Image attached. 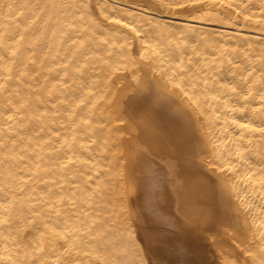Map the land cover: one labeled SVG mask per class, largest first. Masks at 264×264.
<instances>
[{"label": "bare ground", "instance_id": "bare-ground-1", "mask_svg": "<svg viewBox=\"0 0 264 264\" xmlns=\"http://www.w3.org/2000/svg\"><path fill=\"white\" fill-rule=\"evenodd\" d=\"M261 128L264 0H0V264H264Z\"/></svg>", "mask_w": 264, "mask_h": 264}, {"label": "snow or ice", "instance_id": "snow-or-ice-1", "mask_svg": "<svg viewBox=\"0 0 264 264\" xmlns=\"http://www.w3.org/2000/svg\"><path fill=\"white\" fill-rule=\"evenodd\" d=\"M169 7H171V5H168ZM177 7H179V8H184V7H186V5H184V4H177ZM116 23H120V21H115ZM126 27H127V25H125ZM232 91H236V89L235 88H233L232 89ZM244 127H247V125H244ZM259 131H261L262 133H264V128H261V129H259ZM76 247V245H75V242H73V243H71V244H69L68 245V251H72L74 248ZM85 255H90V253H85ZM103 264H108V261H103Z\"/></svg>", "mask_w": 264, "mask_h": 264}, {"label": "rangeland", "instance_id": "rangeland-1", "mask_svg": "<svg viewBox=\"0 0 264 264\" xmlns=\"http://www.w3.org/2000/svg\"><path fill=\"white\" fill-rule=\"evenodd\" d=\"M154 223H156V225H158V223H157V222H154ZM154 223H153V225H155ZM156 225H155V226H156ZM157 230H158V231H160V230H162V229H161V228H159V229H157ZM156 238H157V237H156ZM156 238H155L154 240H157V239H159V237H158L157 239H156Z\"/></svg>", "mask_w": 264, "mask_h": 264}]
</instances>
